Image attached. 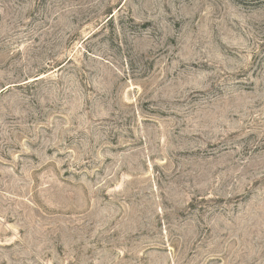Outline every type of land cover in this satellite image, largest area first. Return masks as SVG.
<instances>
[{"label":"rangeland","instance_id":"1","mask_svg":"<svg viewBox=\"0 0 264 264\" xmlns=\"http://www.w3.org/2000/svg\"><path fill=\"white\" fill-rule=\"evenodd\" d=\"M0 264H264V0H0Z\"/></svg>","mask_w":264,"mask_h":264}]
</instances>
